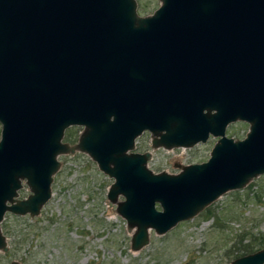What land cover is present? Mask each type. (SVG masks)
Wrapping results in <instances>:
<instances>
[{
  "label": "water",
  "instance_id": "obj_1",
  "mask_svg": "<svg viewBox=\"0 0 264 264\" xmlns=\"http://www.w3.org/2000/svg\"><path fill=\"white\" fill-rule=\"evenodd\" d=\"M18 34L41 37L46 61L43 72L0 71V223L6 211L37 214L57 156L75 149L113 177L106 196L135 227L132 250L149 227L164 233L264 172V0H159L146 15L136 0H0L1 40ZM237 120L242 138L225 132ZM144 130L166 149L217 139L206 160L154 172L150 152L133 150ZM230 264H264V247Z\"/></svg>",
  "mask_w": 264,
  "mask_h": 264
},
{
  "label": "rangeland",
  "instance_id": "obj_2",
  "mask_svg": "<svg viewBox=\"0 0 264 264\" xmlns=\"http://www.w3.org/2000/svg\"><path fill=\"white\" fill-rule=\"evenodd\" d=\"M141 15L151 13L159 0H136ZM246 121L227 125L226 135L242 138ZM82 125L65 129L63 141L76 143ZM144 130L135 139V151H149L147 166L154 172L176 173L182 165L206 160L217 137L190 147H152ZM52 175L51 195L33 216L4 213L1 229L8 249L0 250V264H230L240 251L236 243L264 236V172L243 187L224 192L192 218L178 222L164 233L148 228V242L132 250L126 220L116 211L106 192L113 177L103 172L90 155L75 149L60 153ZM23 182L18 198L26 197ZM259 194V195H258ZM118 199H122L120 195ZM210 208L215 216H209ZM217 217V219H215Z\"/></svg>",
  "mask_w": 264,
  "mask_h": 264
},
{
  "label": "flooded vegetation",
  "instance_id": "obj_3",
  "mask_svg": "<svg viewBox=\"0 0 264 264\" xmlns=\"http://www.w3.org/2000/svg\"><path fill=\"white\" fill-rule=\"evenodd\" d=\"M1 37L2 36L0 35V61L8 60L6 59L5 55L8 53L7 57H9L10 52H13V56L9 58L8 61L12 60L13 62H17L18 64L21 65L17 67L0 66V71H5V72L20 71L26 73L43 72L44 62L46 61V58L43 52V46L45 45V43H43L41 37L36 38L30 35L18 34L9 37L6 36L7 39L4 41L1 40ZM9 39L15 40L16 42L12 49L9 43ZM74 125H79V124H74ZM1 130H2V122L0 121V137H1ZM80 133L78 135L77 141L79 140ZM61 140L63 141V139Z\"/></svg>",
  "mask_w": 264,
  "mask_h": 264
},
{
  "label": "trees",
  "instance_id": "obj_4",
  "mask_svg": "<svg viewBox=\"0 0 264 264\" xmlns=\"http://www.w3.org/2000/svg\"><path fill=\"white\" fill-rule=\"evenodd\" d=\"M206 212L210 213L208 217L215 216V213H212L210 211V208H207ZM215 219H217V217ZM247 233H249L248 230H244L241 234H239V237L236 243L239 246L238 248L240 247L241 248H240V251H238V253L235 254L234 258L239 255L252 252L258 248L264 247V236L262 234H260L258 237L249 238L247 242H243L244 235H247Z\"/></svg>",
  "mask_w": 264,
  "mask_h": 264
}]
</instances>
